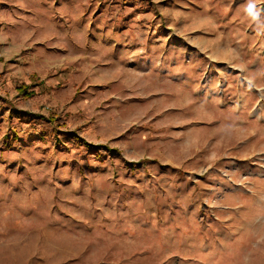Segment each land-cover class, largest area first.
Returning a JSON list of instances; mask_svg holds the SVG:
<instances>
[{"label": "rangeland", "instance_id": "1", "mask_svg": "<svg viewBox=\"0 0 264 264\" xmlns=\"http://www.w3.org/2000/svg\"><path fill=\"white\" fill-rule=\"evenodd\" d=\"M0 11V264H264V0Z\"/></svg>", "mask_w": 264, "mask_h": 264}, {"label": "crops", "instance_id": "2", "mask_svg": "<svg viewBox=\"0 0 264 264\" xmlns=\"http://www.w3.org/2000/svg\"><path fill=\"white\" fill-rule=\"evenodd\" d=\"M62 11L63 10H61L60 12ZM4 20H5V16L0 11V24L3 23ZM12 22L9 20V24ZM18 23H15L14 21L13 25H10L9 27H5V28L0 27V41L3 43L9 42V44L6 43L7 44L6 46H10L8 52L16 50L15 49L16 46H24V42L19 43L18 40L21 41V39H19V37L16 36L20 33L26 32V30L25 27H22L21 24Z\"/></svg>", "mask_w": 264, "mask_h": 264}, {"label": "clouds", "instance_id": "3", "mask_svg": "<svg viewBox=\"0 0 264 264\" xmlns=\"http://www.w3.org/2000/svg\"><path fill=\"white\" fill-rule=\"evenodd\" d=\"M254 8H255V6H254L253 4H249V6H248V8H247L248 13H249V14H252L253 17H255L256 14H257V13H254Z\"/></svg>", "mask_w": 264, "mask_h": 264}, {"label": "trees", "instance_id": "4", "mask_svg": "<svg viewBox=\"0 0 264 264\" xmlns=\"http://www.w3.org/2000/svg\"><path fill=\"white\" fill-rule=\"evenodd\" d=\"M20 88H21V91L24 93V94H28V90H27V86L23 83L20 85Z\"/></svg>", "mask_w": 264, "mask_h": 264}]
</instances>
